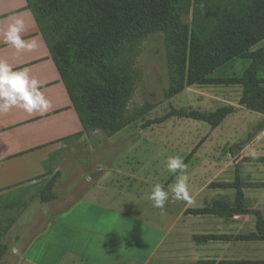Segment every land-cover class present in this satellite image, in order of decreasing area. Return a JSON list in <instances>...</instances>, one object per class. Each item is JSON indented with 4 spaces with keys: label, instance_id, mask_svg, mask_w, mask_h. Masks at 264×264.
I'll list each match as a JSON object with an SVG mask.
<instances>
[{
    "label": "crops",
    "instance_id": "crops-1",
    "mask_svg": "<svg viewBox=\"0 0 264 264\" xmlns=\"http://www.w3.org/2000/svg\"><path fill=\"white\" fill-rule=\"evenodd\" d=\"M14 17L25 20L22 38L35 39L37 47L17 53L0 35V59L14 70L27 69L51 107L43 115L15 107L0 114V244L7 248L0 264H264V239L254 237L258 220L264 223V113L239 103L237 84H230L236 98L215 102L221 105L214 110H233L216 131L212 156L184 161L190 201L173 198L171 175L162 184L170 193L163 209L135 203L124 212V203L113 202L129 200L130 190L123 193L94 161L87 167L98 170L84 178L82 192L64 189L60 173L53 182L56 197L42 202L39 191L47 179L68 166L64 148L85 140L87 152L100 140L97 131L63 140L81 132V122L27 1L0 0V32ZM123 165L120 159L108 169L135 180ZM12 246H20L22 254L13 256Z\"/></svg>",
    "mask_w": 264,
    "mask_h": 264
},
{
    "label": "trees",
    "instance_id": "trees-1",
    "mask_svg": "<svg viewBox=\"0 0 264 264\" xmlns=\"http://www.w3.org/2000/svg\"><path fill=\"white\" fill-rule=\"evenodd\" d=\"M82 125L83 133L112 135L142 119L153 107L128 108L136 84L141 42L162 36L168 76L165 97L187 86L237 84L239 103L264 113V0H26ZM235 58L250 60L241 76L211 77ZM172 110L168 115L220 124L232 111ZM54 177L40 189L42 202L55 198ZM238 209H233V211ZM199 209L196 212H206ZM264 239V223L258 220ZM0 244V261L6 253Z\"/></svg>",
    "mask_w": 264,
    "mask_h": 264
},
{
    "label": "rangeland",
    "instance_id": "rangeland-1",
    "mask_svg": "<svg viewBox=\"0 0 264 264\" xmlns=\"http://www.w3.org/2000/svg\"><path fill=\"white\" fill-rule=\"evenodd\" d=\"M263 45L264 39L252 46L250 50H256ZM248 64V59L236 58L215 69L210 76H240ZM135 71L137 74L136 84L128 108L147 103L153 105L150 111L142 119L119 130L123 131L120 136L117 135L119 131L112 135H106L102 130H95L98 132L94 134L95 140L97 138L100 141L97 143L94 141L92 148H87V152L85 140L77 142V144H74L75 141L72 142L66 150L64 148L62 151V158L68 162V166L50 177L57 180L61 173L63 176L62 187L64 189L73 188L72 194L78 195L85 188L84 178L88 174L95 176V170L98 169L92 167L90 170L87 166L96 161L100 166L99 171L108 174L110 180L117 183L123 193H126L127 189L130 190L129 200L131 201L124 198V201L115 200L113 202V205L124 203L121 205L124 212L133 211L134 207L132 206L135 203L146 207L150 205L152 201L148 199V196L154 184H163L171 176L166 168L168 157L179 156L183 161H187L190 159L203 160L212 156V142L217 134L216 131L223 129L230 118L227 116L217 128H212L200 120L177 115L160 119L173 109L185 112H212L221 105L215 103L218 102V98H221L223 102L226 99L237 97V90L233 87L230 88V85L207 84L187 86L178 94L166 98L165 90L168 87L166 55L163 39L159 34L150 35L141 42L140 52L135 62ZM228 89L229 91H227ZM205 140V144L202 145ZM198 144H200L199 147ZM120 159H123L127 166L123 165L122 170H132L135 173V180L126 181L123 175L114 173V169L112 171L108 169L116 165ZM73 164L79 165V167H73ZM142 217L147 218V215L143 214Z\"/></svg>",
    "mask_w": 264,
    "mask_h": 264
},
{
    "label": "clouds",
    "instance_id": "clouds-1",
    "mask_svg": "<svg viewBox=\"0 0 264 264\" xmlns=\"http://www.w3.org/2000/svg\"><path fill=\"white\" fill-rule=\"evenodd\" d=\"M26 31L23 18L14 17L7 28L0 32L4 43L15 49L17 53L32 51L37 47V41H26L22 34ZM40 82L31 77L27 69L14 70L6 60L0 59V114L9 112L12 108H20L29 115L34 113L43 115L50 107V101L40 91ZM166 168L169 174L176 176V182L171 186V194L177 201H190L187 165L179 156H170L166 160ZM169 191L162 184L156 183L151 189L148 199L153 206L163 209L169 200ZM13 256L22 254L20 246H12L9 249Z\"/></svg>",
    "mask_w": 264,
    "mask_h": 264
}]
</instances>
